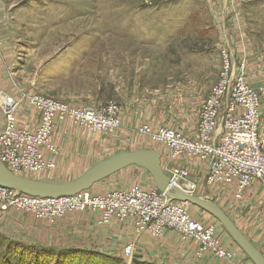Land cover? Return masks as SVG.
Instances as JSON below:
<instances>
[{"label": "rangeland", "instance_id": "374dc122", "mask_svg": "<svg viewBox=\"0 0 264 264\" xmlns=\"http://www.w3.org/2000/svg\"><path fill=\"white\" fill-rule=\"evenodd\" d=\"M219 1L221 16L215 0H1L0 22L7 25L13 53L6 65L12 77L9 89L18 96L29 92L77 107L115 103L120 114L141 109L143 117L155 107V112L160 110L166 120L170 116L176 119L178 112L187 110L196 121L201 101L219 77L221 49L235 63L243 62L254 80L260 77L258 60L251 71L249 52L251 58L257 46L264 52V0ZM225 5L228 10L222 14ZM224 32H233L237 37L225 41ZM248 36L261 42L253 41L252 46ZM253 85L264 88L263 84ZM191 102L194 110L188 108ZM66 123V129L72 128L75 137L91 135L86 129ZM159 125L181 132L170 122ZM118 130L97 133L112 136ZM128 130L122 145L103 152L101 158L121 149H153L148 137L136 128ZM125 177L132 184H142L135 174L127 173ZM184 205L188 208L189 204ZM8 211L28 214L49 224L64 216L51 222L12 207L0 209V214ZM0 227L13 231L1 224ZM21 248L24 247L0 234V264H7L9 259L14 260L13 264H23L24 260L19 262L15 256ZM132 254L133 250L129 256L123 252L125 260L106 256L113 258L112 263L71 257L66 264H144L136 263Z\"/></svg>", "mask_w": 264, "mask_h": 264}, {"label": "built area", "instance_id": "2783aa9c", "mask_svg": "<svg viewBox=\"0 0 264 264\" xmlns=\"http://www.w3.org/2000/svg\"><path fill=\"white\" fill-rule=\"evenodd\" d=\"M220 56L219 77L198 107L194 136L165 125L153 128L144 123L137 128L158 147L160 154L162 150L167 152L161 166L169 179L168 190L177 187L185 193H196L198 186L188 168L174 164L176 159L193 157L206 165L205 186L218 182L231 185L235 198H240L252 183L264 190V146L259 137L264 88L253 85V73L246 72L243 62L235 63L223 49ZM21 102L37 114L33 126L19 123L17 111ZM0 110V162L23 176L55 168L53 156L59 146L53 136L62 123L68 121L93 133H114L121 127L120 107L115 103L77 107L29 92L18 98L0 92ZM8 207L30 211L51 222L66 213L85 210L97 214L100 225L131 219L137 235L146 232L159 238L171 229L181 240L197 243V257L236 259L233 251L221 245L213 224L193 218L184 203L171 199L153 184H131L101 193L87 189L57 198L21 194L0 185V209ZM132 250L133 244H127L124 255L129 256Z\"/></svg>", "mask_w": 264, "mask_h": 264}, {"label": "crops", "instance_id": "0c3cea01", "mask_svg": "<svg viewBox=\"0 0 264 264\" xmlns=\"http://www.w3.org/2000/svg\"><path fill=\"white\" fill-rule=\"evenodd\" d=\"M215 5L220 6L217 7L220 15L221 1L215 0ZM1 6L0 2V12L2 10ZM227 8V5L223 6L224 11H222V14L228 10ZM7 29V25H4L2 20L0 22V91L18 98L19 96L9 89L12 77L9 75L6 65L8 62H11L13 53L9 43L10 38L6 35ZM236 37L237 34H233V32H224L225 41H233ZM248 41L251 45L253 41L261 42V40H253L251 36H248ZM223 43L225 42L223 41ZM262 45H264L263 42ZM259 48L257 46V53L256 55H252V58L249 52V66H254L256 60H258L257 67L260 77H256L253 82L264 85V52ZM250 58L254 61H250ZM260 66L261 68H259ZM253 70L255 69L252 68L251 71ZM193 105L194 102H191V106H188V108L194 110ZM138 110H140L139 113L134 112ZM155 110V107L152 108L150 110L151 114H145V117H143L141 109L133 111L128 109L127 112L121 113V127L112 136L87 131L91 133V135L87 136L88 138L75 137L72 134V128L66 129V122L60 124L55 129L53 136L55 144L59 146L57 154L53 156L56 166L53 170L40 177H48L55 180H67L73 176L75 177L87 167L102 159L101 154L103 152L122 145L123 139H125L127 134H125L126 130L133 129L132 131H136L134 129H137L144 122H148L152 126L170 122L184 135L189 137L194 136L197 116L195 121L191 118V113L183 110V113L178 112L179 116L176 119L170 116L166 120L165 116L161 117L160 110H157L158 112H155ZM260 111L259 137L264 146V94L261 99ZM17 117L19 123L22 125L33 126L37 121V114L24 102L19 104ZM2 127L3 115L0 110V129ZM74 145L77 146V149H74ZM152 147L155 150L158 149L156 145ZM166 157L167 152L162 150L161 164ZM174 164L188 168L191 179L195 180L198 186L195 195L213 201L264 256V190L262 187L257 183H252L243 190L240 198H235L233 193L234 187L231 185L220 182L210 186L204 185L206 165L197 158L193 157L191 160L179 158L174 161ZM127 173L140 177L142 180L139 182L142 184H153L146 170L136 166H129L94 184L90 190L94 193H101L109 189L128 187L132 183L125 177ZM187 210L190 211L189 213L193 218L202 223H213L215 235L220 239L221 245L235 253L236 259L232 260L233 262L238 261V264H253L229 236L227 231L218 224L214 216L212 217L211 214L195 205L189 204ZM0 224L5 228L13 229L12 232H9L0 227V234L6 236L8 239H12L20 246H42L53 249L94 251L103 256H113L120 259L124 258L125 260L123 247L132 240L134 244L132 257L136 263L234 264L233 262L229 263L225 260L216 259L210 255L197 257L195 254L198 246L197 243L193 240H181L178 233L174 230H165L159 238L152 237L146 232L137 235L134 232L131 219H126L122 222L113 220L107 224L100 225L97 223V214L88 210L66 213L53 224L34 219L28 214L8 211L0 214Z\"/></svg>", "mask_w": 264, "mask_h": 264}, {"label": "water", "instance_id": "95a60500", "mask_svg": "<svg viewBox=\"0 0 264 264\" xmlns=\"http://www.w3.org/2000/svg\"><path fill=\"white\" fill-rule=\"evenodd\" d=\"M129 166L146 170L155 187L161 192H166L171 199L180 203L195 205L214 216L253 264H264V256L213 201L185 193L177 187L166 190L169 179L161 166V154L152 148L118 150L96 161L80 174L68 180L18 175L0 162V185L21 194L57 198L90 189L94 184Z\"/></svg>", "mask_w": 264, "mask_h": 264}, {"label": "trees", "instance_id": "16d2710c", "mask_svg": "<svg viewBox=\"0 0 264 264\" xmlns=\"http://www.w3.org/2000/svg\"><path fill=\"white\" fill-rule=\"evenodd\" d=\"M24 248L18 249L15 253L19 262L24 260L23 264H46V262H51V264H66L68 258L71 257H86L90 261H107L112 263L114 260L110 257L103 256L94 251L78 250V249H53L42 246H21ZM72 259V258H71ZM113 260V261H112ZM14 260L9 259L7 264H13ZM153 264V263H144Z\"/></svg>", "mask_w": 264, "mask_h": 264}, {"label": "bare ground", "instance_id": "6f19581e", "mask_svg": "<svg viewBox=\"0 0 264 264\" xmlns=\"http://www.w3.org/2000/svg\"><path fill=\"white\" fill-rule=\"evenodd\" d=\"M55 143V142H54ZM56 145V144H55ZM80 174V173H79ZM77 176V175H76ZM89 190V189H88ZM168 190V189H167ZM192 195H195V194H192Z\"/></svg>", "mask_w": 264, "mask_h": 264}]
</instances>
